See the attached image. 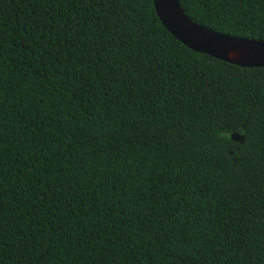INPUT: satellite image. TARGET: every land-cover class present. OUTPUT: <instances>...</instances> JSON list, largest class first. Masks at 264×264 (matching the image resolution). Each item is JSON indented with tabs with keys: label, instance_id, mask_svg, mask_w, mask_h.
<instances>
[{
	"label": "trees",
	"instance_id": "obj_1",
	"mask_svg": "<svg viewBox=\"0 0 264 264\" xmlns=\"http://www.w3.org/2000/svg\"><path fill=\"white\" fill-rule=\"evenodd\" d=\"M179 2L264 41V0ZM0 264H264V68L152 0H0Z\"/></svg>",
	"mask_w": 264,
	"mask_h": 264
},
{
	"label": "water",
	"instance_id": "obj_2",
	"mask_svg": "<svg viewBox=\"0 0 264 264\" xmlns=\"http://www.w3.org/2000/svg\"><path fill=\"white\" fill-rule=\"evenodd\" d=\"M156 15L178 42L195 53L241 68H264V41L231 37L191 21L179 0H152ZM242 142L241 136L233 135Z\"/></svg>",
	"mask_w": 264,
	"mask_h": 264
}]
</instances>
